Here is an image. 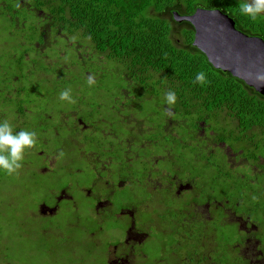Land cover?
Here are the masks:
<instances>
[{"label": "flooded vegetation", "instance_id": "obj_1", "mask_svg": "<svg viewBox=\"0 0 264 264\" xmlns=\"http://www.w3.org/2000/svg\"><path fill=\"white\" fill-rule=\"evenodd\" d=\"M157 1L163 3L160 18L165 21L177 23L176 15L188 17L197 10L220 11L236 29L241 26L238 31L264 40V14L255 20L242 15L244 0ZM56 20L50 17L32 30L34 54L48 58L45 53L57 42L56 34L78 30V24L57 26ZM70 45L85 59H80L84 67L105 61L89 37ZM29 65L35 69L34 63ZM140 84L129 87L145 86ZM115 91L98 89L100 106L85 104L53 127L50 143L58 146L23 159L18 183H4V197L0 192V216L7 206L19 207L16 217L26 238L42 239L49 247L54 237L53 245L62 251L80 247L85 258L68 264H264V158L246 154L244 131L229 127L219 134L210 129L207 116L179 115L172 109L162 110L153 124L158 127H134L131 122L138 117L125 101L120 103L121 96L113 97ZM110 102L120 107L115 115L130 128L112 126L105 117ZM77 158L88 166L77 170L80 179L70 176L67 185L60 177L55 184L46 183L49 178L43 175L57 162L74 174L71 164ZM52 186L59 187L56 194Z\"/></svg>", "mask_w": 264, "mask_h": 264}, {"label": "trees", "instance_id": "obj_2", "mask_svg": "<svg viewBox=\"0 0 264 264\" xmlns=\"http://www.w3.org/2000/svg\"><path fill=\"white\" fill-rule=\"evenodd\" d=\"M97 5L102 8L95 10ZM162 8L163 3L157 0H0V27L3 25V34L13 35L3 42L6 53L0 65V121L8 120L16 131L36 133L35 144L26 150L29 153L47 150L58 146L50 143L53 127L63 125L85 104L100 106L103 100L97 96L98 89H116L113 97L121 96L120 103L125 101L138 117L131 122L134 127H158L153 124L164 109L179 115H204L212 124L210 129L219 134L224 132L219 129L241 128L247 139L243 144L246 154L264 158V95L215 69L194 45V26L186 21L175 19L177 23H171L161 19ZM50 17L57 19V26L78 24V30L63 36L56 34L57 42L45 53L48 58L39 52L36 56L32 30ZM26 24L30 28L24 32ZM166 26L173 27L174 34ZM84 37L94 40L95 48L105 57L104 63L83 66L80 59H85L70 43L80 44ZM68 56L71 60L66 68ZM118 59L126 63L121 65ZM141 60L151 63L145 65ZM29 63H34L35 69ZM200 71L206 74L205 83H193ZM138 75L148 78L139 80ZM90 76L95 79L92 85L88 84ZM137 81L145 86L135 90L129 87ZM121 88L130 94L125 96ZM66 89L70 90L71 101L60 99ZM169 90L176 92L174 105L165 101ZM114 103L106 105L110 110L105 117L113 122L112 126L130 128L122 116L115 115L120 107ZM6 175L0 171L2 189L7 183ZM72 260L77 262L74 257L63 261L68 264Z\"/></svg>", "mask_w": 264, "mask_h": 264}, {"label": "water", "instance_id": "obj_3", "mask_svg": "<svg viewBox=\"0 0 264 264\" xmlns=\"http://www.w3.org/2000/svg\"><path fill=\"white\" fill-rule=\"evenodd\" d=\"M195 28L194 45L206 55L209 63L242 80L264 95V40L238 31L232 19L220 11L197 10L192 16L175 17Z\"/></svg>", "mask_w": 264, "mask_h": 264}, {"label": "rangeland", "instance_id": "obj_4", "mask_svg": "<svg viewBox=\"0 0 264 264\" xmlns=\"http://www.w3.org/2000/svg\"><path fill=\"white\" fill-rule=\"evenodd\" d=\"M28 26L29 24L28 25L26 24V28L23 30L24 32L28 31V29L30 28ZM4 30L7 31L6 28H4ZM10 36L13 35L9 33L7 35L3 34V25H2L0 27V65L4 63L3 56L5 57L4 53H6L5 47L3 52V42L5 43ZM61 49L63 50L64 47ZM52 53L55 54V52ZM17 54H19V51ZM70 60L71 58L69 57L68 59L69 63ZM35 153L36 152L29 153L28 151H25L24 158L33 159L32 156ZM87 168L88 166L84 164V158H77V160L73 162V164H71V169L74 170L73 172L74 174L69 175L68 170L67 172L63 171V169H61L60 163L57 162V164H55L54 166V170H53L54 172L51 171L50 173L45 174L43 176L45 178H49L46 183L50 181V184H55L58 178L60 177L62 178V180H64V185H67L70 176L76 179H80V174H78L77 170H87ZM18 172L19 169L12 175H6L7 183L8 182H13L15 184L18 183L19 181ZM33 172L34 170L31 169V173ZM49 188L53 190L54 194H56L59 189V187L57 186H52ZM1 191L2 188L0 187V192ZM3 192L4 190L1 192V196L3 195ZM48 201L50 202V199ZM17 210H19V207L15 209H11L9 206H7L4 208L2 212L3 214L0 216V263L2 264L3 263L4 264H65L63 262H60L59 260L63 261L67 257H70L72 259L74 257V259L78 262L81 260L80 258L81 255L83 258H85L83 251L81 254H79L81 249L76 245H72L70 247V252L68 250L62 251V248L59 247L58 245L55 247L53 245L55 243L54 237L52 242L49 244V247L46 246V244L43 242L42 239L39 243L36 239L26 238L23 235L22 230L20 229V226L18 224V218L16 217ZM52 251L54 256L52 255ZM74 252H76L77 255H73ZM42 254L46 255V258L44 260L41 258ZM90 257L95 258L94 255H91Z\"/></svg>", "mask_w": 264, "mask_h": 264}, {"label": "clouds", "instance_id": "obj_5", "mask_svg": "<svg viewBox=\"0 0 264 264\" xmlns=\"http://www.w3.org/2000/svg\"><path fill=\"white\" fill-rule=\"evenodd\" d=\"M240 13L252 20L264 14V0H244L239 9ZM258 79L264 81V74L258 76ZM206 81V74L200 71L196 74L193 83L203 84ZM95 83L94 77L88 78V84ZM61 100L71 101L70 90L66 89L60 93ZM165 101L168 105H174L177 101L175 91H167ZM36 133L27 129L16 131L14 126L8 120L0 121V171L7 175L14 174L21 166L25 151L31 148L36 140Z\"/></svg>", "mask_w": 264, "mask_h": 264}]
</instances>
